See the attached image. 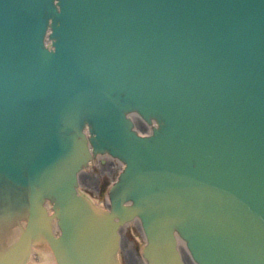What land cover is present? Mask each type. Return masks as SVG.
<instances>
[{"label":"water","instance_id":"95a60500","mask_svg":"<svg viewBox=\"0 0 264 264\" xmlns=\"http://www.w3.org/2000/svg\"><path fill=\"white\" fill-rule=\"evenodd\" d=\"M99 152L126 163L107 213L78 182ZM21 212L0 264L39 237L114 264L136 216L150 264H182L176 230L199 264H264V0H0V221Z\"/></svg>","mask_w":264,"mask_h":264},{"label":"bare ground","instance_id":"6f19581e","mask_svg":"<svg viewBox=\"0 0 264 264\" xmlns=\"http://www.w3.org/2000/svg\"><path fill=\"white\" fill-rule=\"evenodd\" d=\"M131 117L133 118V120L136 121V124H137V120L143 121L142 118L138 115V113L131 114ZM155 124H156L155 121H153V123L150 122L148 124L149 129L152 130L154 128ZM137 130L139 132L144 133L142 130H140L138 128V126H137ZM87 133H88V130H87ZM95 160H102L103 162H106V161L108 162L109 160H114V159L110 153L99 152L97 154H93L91 160L88 163V166L85 165V167L82 168L78 172V179L80 182L79 183L80 192L86 199H88L92 203V205L94 206V208L96 209V211L98 213H107V211L103 208L105 206V204H101L99 206L97 201L94 200L91 197V195L87 194L85 191L82 190V186H81L80 179H81L82 175L88 171V167ZM118 161H119L121 167L126 166L125 162H123L121 160H118ZM107 196H108V202L110 205V203H111L110 194H108ZM52 202H53V200L51 198H47L46 203H47L49 208L52 207ZM57 221H58V218L55 217L53 219V227L55 228V230H59L60 232H62ZM132 224H134V225L136 224L144 236L145 243L143 245L141 253H142V256L144 258L145 264H150L149 258H147V256L145 255V250H146V248L150 242V240H149L150 233L153 231V229H157V228H155L154 223H152L150 220H149V223L147 224L144 221V218L140 219V216H136L135 218H132V219L125 221V223L120 228V236H121L120 237V239H121L120 249L122 247V241L124 239V232H125L124 229H126L127 226H130ZM27 225H28V223H27L26 212H21L19 215H16L15 217L8 219L7 221L2 219L0 221V249L5 250L9 246H11L14 242H16V240L21 236L22 232L25 230ZM163 230H164V232L167 233V231L165 229H163ZM172 234L174 235V238H175L174 239V241H175L174 247H175L176 251L178 252V255L180 256L182 264H189V261L192 262L191 264H199L198 261L194 257V252H193L191 246L189 245L188 241L182 236V234L178 230H176ZM25 259H26L25 264H57L55 254L52 251L50 245L48 244V240H46L44 237H39L32 242L31 251Z\"/></svg>","mask_w":264,"mask_h":264},{"label":"rangeland","instance_id":"374dc122","mask_svg":"<svg viewBox=\"0 0 264 264\" xmlns=\"http://www.w3.org/2000/svg\"><path fill=\"white\" fill-rule=\"evenodd\" d=\"M137 126L143 132H148L149 125L145 121L137 120ZM121 171L120 163L117 160H95L81 177L82 190L97 201L99 206L107 200V190ZM102 184L103 194L99 195V188ZM125 231V232H124ZM124 239L119 253V264H145L141 250L145 243L144 236L138 226L132 224L124 229ZM192 262L189 261V264Z\"/></svg>","mask_w":264,"mask_h":264}]
</instances>
